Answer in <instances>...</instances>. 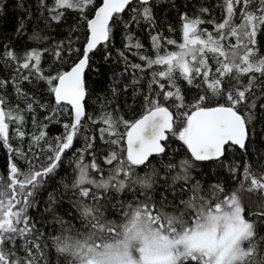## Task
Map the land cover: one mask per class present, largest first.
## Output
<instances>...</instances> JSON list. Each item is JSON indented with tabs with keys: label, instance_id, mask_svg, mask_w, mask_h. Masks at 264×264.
Returning a JSON list of instances; mask_svg holds the SVG:
<instances>
[{
	"label": "snow or ice",
	"instance_id": "1",
	"mask_svg": "<svg viewBox=\"0 0 264 264\" xmlns=\"http://www.w3.org/2000/svg\"><path fill=\"white\" fill-rule=\"evenodd\" d=\"M11 8L0 264H264V0Z\"/></svg>",
	"mask_w": 264,
	"mask_h": 264
},
{
	"label": "trees",
	"instance_id": "2",
	"mask_svg": "<svg viewBox=\"0 0 264 264\" xmlns=\"http://www.w3.org/2000/svg\"><path fill=\"white\" fill-rule=\"evenodd\" d=\"M15 2H16V0H9V7H8L7 11L3 15H0V28H6L8 31H12V29L14 28L15 21H16L18 14L14 13L12 11L11 5L14 4ZM118 46H119V42H118ZM117 70H119V69H117ZM110 71H111V69L109 68V66H107V65L101 66V72L104 73L105 76L108 73H110ZM100 78H104V77H100ZM92 79H98V77L93 76ZM130 92H131V89H129V93ZM3 163H4L3 154H0V166H2Z\"/></svg>",
	"mask_w": 264,
	"mask_h": 264
}]
</instances>
